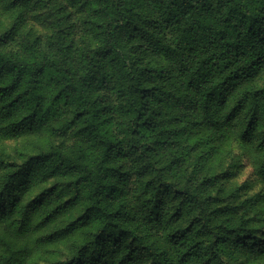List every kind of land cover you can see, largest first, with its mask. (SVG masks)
<instances>
[{"label":"trees","instance_id":"16d2710c","mask_svg":"<svg viewBox=\"0 0 264 264\" xmlns=\"http://www.w3.org/2000/svg\"><path fill=\"white\" fill-rule=\"evenodd\" d=\"M0 264H264V0H0Z\"/></svg>","mask_w":264,"mask_h":264},{"label":"rangeland","instance_id":"374dc122","mask_svg":"<svg viewBox=\"0 0 264 264\" xmlns=\"http://www.w3.org/2000/svg\"><path fill=\"white\" fill-rule=\"evenodd\" d=\"M39 29V27H37ZM242 162L241 167L238 169L237 176L234 178V180L240 184L245 180H253V177L251 175V168L248 164V161H246L245 158L240 159ZM259 189V185L255 184L252 192H256Z\"/></svg>","mask_w":264,"mask_h":264}]
</instances>
